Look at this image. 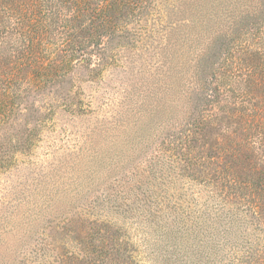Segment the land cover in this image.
Returning a JSON list of instances; mask_svg holds the SVG:
<instances>
[{"label": "rangeland", "instance_id": "1", "mask_svg": "<svg viewBox=\"0 0 264 264\" xmlns=\"http://www.w3.org/2000/svg\"><path fill=\"white\" fill-rule=\"evenodd\" d=\"M155 1L160 12L151 22L158 29L166 24L164 5L180 10L182 2L196 0ZM223 1L227 9L264 5V0L260 5V0ZM162 33L113 47L100 67L89 52V64L71 67L52 82H40L28 68L11 84L2 81L0 264H87L83 249L95 264H200L187 185L203 195L202 185L175 179L169 169L167 175L154 173L144 163L153 145L172 130L169 122L154 118L147 126L146 120L163 100L172 106L173 122L187 108L184 94H173L162 76ZM134 122L152 133L137 145L128 138ZM119 178L124 184L112 200L116 206H88L101 190L116 189ZM102 219L120 228L112 235L110 258L99 256L96 231Z\"/></svg>", "mask_w": 264, "mask_h": 264}, {"label": "trees", "instance_id": "2", "mask_svg": "<svg viewBox=\"0 0 264 264\" xmlns=\"http://www.w3.org/2000/svg\"><path fill=\"white\" fill-rule=\"evenodd\" d=\"M158 5L155 0H0V84H11L25 68L36 71L40 82H52L71 67L89 64L93 51L100 67L113 47L162 30V76L173 94H184L187 108L173 122L172 106L163 100L146 120L147 126L154 118L169 122L172 130L144 163L154 173L167 175L169 169L175 179L202 185L203 195L184 183L197 227L196 261L264 264V5L227 9L223 0L184 1L180 10L164 5L166 24L157 29L151 21ZM144 124L134 122L132 137L128 134L134 145L152 134ZM130 140L126 137L125 146ZM119 159L122 164L124 157ZM120 180L88 206H116ZM99 224V256L110 258L112 235L120 228L106 219ZM82 252V260L95 264Z\"/></svg>", "mask_w": 264, "mask_h": 264}]
</instances>
